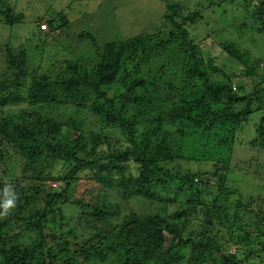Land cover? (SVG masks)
Segmentation results:
<instances>
[{
  "label": "trees",
  "instance_id": "1",
  "mask_svg": "<svg viewBox=\"0 0 264 264\" xmlns=\"http://www.w3.org/2000/svg\"><path fill=\"white\" fill-rule=\"evenodd\" d=\"M162 1L168 26L105 45L88 28L73 32L87 18L75 22L66 16L65 8L51 15L47 11L52 2L46 4V27L38 24L21 35L36 49L32 56L40 58L50 43L65 47L57 42L61 35L78 36L90 40L88 50L96 61L88 65L79 58L70 59L63 49L67 59L62 73L31 76L26 83L20 73L27 72L28 55L23 50L17 56L12 35L4 36V30L15 29L25 15L18 11L17 0H0V202L15 199L14 208L7 212L0 208V264H262L257 256L264 251L260 241L264 192L250 199L246 213L232 212L235 197L243 195L229 187L228 173L240 134H253V146L264 152V62L251 59L237 41L227 42L224 51L246 67L241 72L247 80L237 83L213 66L212 58L205 63L200 41L206 33L193 34L187 27L195 28L205 14L217 15L214 8L218 6L221 15H241L234 16L227 27H235V20L243 25L252 20L256 32L243 38L252 40L249 45L252 42V48L264 54V0H223L221 5L202 0V10L188 8L179 0ZM172 26L175 31L170 36L176 33L178 40L162 37L163 43H156L161 31ZM161 46L173 56L168 64L174 68L170 79L161 73H167V64L154 68ZM22 89L29 105L13 109L12 105L23 101L18 93ZM71 103L77 113L90 107L120 128L125 142L85 131L76 116L64 119L66 105ZM67 127L69 137L61 143L57 138ZM105 141L109 152L86 157ZM51 147L64 151L49 157L45 154ZM62 159L65 167L58 178L65 179V187L46 188V180L55 182L54 162ZM17 167L20 177H6ZM85 168L124 197L137 195L143 209L152 211L142 217L130 210L121 217L118 203L103 201L107 194L93 202L74 197L70 180ZM252 170L255 177L239 180V187H252L259 178L264 191V159L255 162ZM203 199L210 200L211 206H205ZM200 211L208 214L211 227L206 230V223L202 225L200 216H195ZM240 216H248V225L238 226ZM170 217L173 222L167 220ZM193 227L198 230L192 231ZM82 231L89 233L88 239ZM26 233L38 236L24 244Z\"/></svg>",
  "mask_w": 264,
  "mask_h": 264
},
{
  "label": "rangeland",
  "instance_id": "2",
  "mask_svg": "<svg viewBox=\"0 0 264 264\" xmlns=\"http://www.w3.org/2000/svg\"><path fill=\"white\" fill-rule=\"evenodd\" d=\"M9 1L11 2V0ZM12 1L13 3L15 2V0ZM179 1L183 2L186 7L193 10H202V7L199 3L202 0ZM214 1L219 2L221 5L220 1L223 0ZM50 2H52V4L49 6V11L47 12H49L51 15L56 16L58 12L61 13L63 11V8H65L67 11L64 12L66 16H69L74 21L76 19L87 18V20L81 22V26L73 28V32L79 34V30H81L82 28H88V30H90L97 36L96 38H98V42L104 45L108 42L120 41L123 39L125 40L126 38L132 37L139 33H149L152 31H157L160 26H164V24L167 26L169 25V23H165L166 21L162 16L163 11H165V5L162 0H82L74 2L72 0H17V9L18 11L24 13L25 19L24 21L19 22L20 24H18L15 29L10 28L9 30H4V36L8 38V35H12V39H14V53L17 56H20L21 51L23 50L26 51L28 55V59L26 60L27 64L25 66L27 72L24 71L20 73V80L22 82L26 81V83H29L31 80V76L35 77L38 75H43V73H62V65H64V62L67 59L63 56L65 55L64 50L70 53V59L72 57L79 58L86 62L88 65H92L96 61L95 54L88 50V45H91L90 40L83 39L78 36H72L70 37L71 39H69L64 35H61L62 39H58L57 42L65 45V47L55 43H50L49 41V48L46 50V52L41 54L40 58H35V56H32V53H36V49L32 45L30 46L27 43L26 36L23 37L21 35H24L23 32L30 33V31H32L34 28L33 26L35 25H47V12L45 10L47 9L46 4ZM214 10L217 15L212 16L205 14L201 18V20L197 22L195 28H187L190 29L189 31L193 34L194 32L198 34L202 31L206 33V35H204L206 39L203 38V40L200 41V44L203 47L202 50L205 63H208L209 58H212L213 66L223 69L232 77L233 80H235L236 82L238 81L237 83H239V80L246 81L247 76H244L241 72L243 71V69L246 70V67L229 57L228 54L224 51V45L227 42L237 41V43H239L238 47H240L242 51L247 52L251 59L256 60L260 63L264 62V54L259 53L258 51H256V49L252 48V42L249 45V42L252 40L248 39L246 41L243 38L246 35L251 36L253 32H256V26L252 24V20H247L245 25H243L241 20H235L233 21L235 27H232L231 24L230 27H227V24L232 22L234 16L241 15L237 13L233 14L232 12H229L228 15H221L222 10L218 6L215 7ZM189 11L190 10L185 9V13H188ZM237 25H239L240 27H237ZM166 29L168 30H166L165 32L161 31L163 35L158 37V41L156 43H158L159 45L164 41L162 37L165 40L170 38L173 42H176V40H178L176 33L174 36H170V32L175 31L174 26ZM55 34L56 33H54V35ZM163 52L165 54H163ZM156 53L157 55H159V60L155 62L154 68H157L163 63L167 64L168 68H165L164 70L167 71V73H161L163 78L170 79V76L172 74L170 70L172 71L174 68L170 69V66H168V64L170 63V59H172L173 56L166 53L164 46H161L160 51L158 50ZM179 68H177V70H179ZM13 76L14 75L12 73V79L16 80V78ZM113 91L115 92V90ZM18 93L23 101L22 103L12 105V108L21 109L28 107V98L25 95L26 91L22 89ZM165 105V108L167 109L170 104L168 102ZM77 109L78 108H76L74 103L66 105L64 119H70L71 115L76 116L75 118L79 120V125L85 131L100 134L104 139L110 138L115 141L119 140L121 143L125 142L124 132L120 128L114 126L113 124H110L109 121L101 117L90 107L81 108V112L79 113H77ZM68 129L69 128L67 127L62 130L60 136L57 138L59 142L64 143L69 137ZM253 138V134L251 136L247 134L245 135L243 133L239 135V141H237L238 146L231 160L232 169L228 173L229 187L240 189V193L243 195L242 199H238V197L236 196V201L232 202V212H236L239 214L249 211L250 207L248 206V203L250 199H256L260 194L264 192L262 189H260L258 180L259 178L254 179L257 181L252 187H239V180L248 181L247 179L255 177L252 168L255 167V162H257L258 160L260 162H263L264 159V152H259V148L253 146V141L255 139ZM87 146L88 148L94 150L91 144H88ZM60 151L63 152L64 150ZM60 151H57L54 147H51L49 149V152L45 155H50L49 157H59L61 156L59 154ZM94 151L96 152L91 154L89 153V155H87L86 157H88V159H91L95 156L94 154H97L98 156L102 153L109 152L107 142L105 141L104 143H100ZM53 152H55V155L53 154ZM71 161L72 160L69 161V167ZM54 164L55 166H53L51 170L53 171L52 176L55 177V182H49L48 180H46L44 182V185L46 186V188L51 187V189H63V187H65L66 185L64 181L65 179L58 178V176L60 175L59 172L62 171L65 167V160L62 159L58 163L54 162ZM130 171L136 174L135 167H132ZM8 176H11L12 178L20 177V171L18 170V167L15 172L9 171L6 174V177ZM70 181L72 183L71 190L74 191V197L78 199H84L85 202H93L96 201L97 197L102 198L103 194L104 196L107 194L103 201L105 203L107 202L111 204L118 203L122 209L121 217L127 214L130 210L139 212L142 217H146L145 214H148L150 211H152L150 209H143V200L137 195L132 194L124 197L119 189L115 187H109L100 183L97 177L91 172L90 168L81 170L77 174V176H73V179H71ZM54 183H57L56 187L53 186ZM238 200H240L241 202H238ZM203 201L205 206H211L210 200L203 199ZM190 207L194 208L196 207V205H191ZM83 208L85 209V207ZM74 209H72V211H75ZM84 211L85 210H80V212ZM190 215H193V213H190ZM195 216L199 217V219L202 221V225L206 223V226L203 227L205 230L207 229L206 227H211L208 224V220H206L208 214L200 211ZM121 217L120 219L117 218L115 221L119 223L121 221ZM167 220L173 222L172 217L167 218ZM249 220L250 219L248 218V216H240L238 226L248 225ZM181 222L182 220L177 221V223ZM196 230L198 229L193 227L192 231ZM82 234L86 239H88L90 236L89 233L84 231H82ZM37 236L38 234L26 233L22 238V242L24 244H28L34 239V237ZM220 236L222 242L227 241V235L225 234V232L221 233ZM260 241L264 244V236ZM256 247L261 248V245L258 244ZM232 250H234V248ZM263 253L264 251L262 252V256H257L258 259L261 258L260 260H262V264H264Z\"/></svg>",
  "mask_w": 264,
  "mask_h": 264
},
{
  "label": "clouds",
  "instance_id": "3",
  "mask_svg": "<svg viewBox=\"0 0 264 264\" xmlns=\"http://www.w3.org/2000/svg\"><path fill=\"white\" fill-rule=\"evenodd\" d=\"M14 207H15V199H6L0 202V208H2L5 212H7L9 209H12Z\"/></svg>",
  "mask_w": 264,
  "mask_h": 264
},
{
  "label": "built area",
  "instance_id": "4",
  "mask_svg": "<svg viewBox=\"0 0 264 264\" xmlns=\"http://www.w3.org/2000/svg\"><path fill=\"white\" fill-rule=\"evenodd\" d=\"M43 27L45 28L46 26H45V25H43ZM53 186H54V187H56V186H57V183H54V184H53Z\"/></svg>",
  "mask_w": 264,
  "mask_h": 264
}]
</instances>
